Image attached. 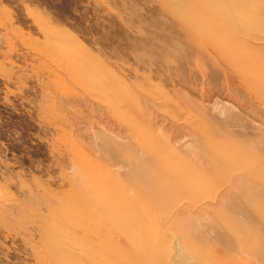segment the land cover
<instances>
[{
  "label": "rangeland",
  "instance_id": "1",
  "mask_svg": "<svg viewBox=\"0 0 264 264\" xmlns=\"http://www.w3.org/2000/svg\"><path fill=\"white\" fill-rule=\"evenodd\" d=\"M0 264H264V0H0Z\"/></svg>",
  "mask_w": 264,
  "mask_h": 264
},
{
  "label": "bare ground",
  "instance_id": "2",
  "mask_svg": "<svg viewBox=\"0 0 264 264\" xmlns=\"http://www.w3.org/2000/svg\"><path fill=\"white\" fill-rule=\"evenodd\" d=\"M169 185V184H168Z\"/></svg>",
  "mask_w": 264,
  "mask_h": 264
}]
</instances>
